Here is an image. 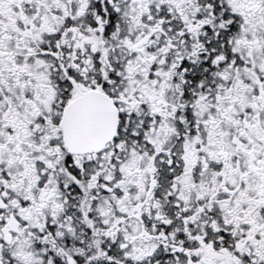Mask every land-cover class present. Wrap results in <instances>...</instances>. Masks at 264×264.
<instances>
[{
	"label": "snow or ice",
	"instance_id": "snow-or-ice-1",
	"mask_svg": "<svg viewBox=\"0 0 264 264\" xmlns=\"http://www.w3.org/2000/svg\"><path fill=\"white\" fill-rule=\"evenodd\" d=\"M0 264H264V0H0Z\"/></svg>",
	"mask_w": 264,
	"mask_h": 264
}]
</instances>
